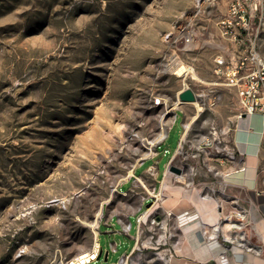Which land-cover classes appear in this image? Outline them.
I'll return each instance as SVG.
<instances>
[{
	"label": "rangeland",
	"instance_id": "374dc122",
	"mask_svg": "<svg viewBox=\"0 0 264 264\" xmlns=\"http://www.w3.org/2000/svg\"><path fill=\"white\" fill-rule=\"evenodd\" d=\"M229 2L0 0V264H67L92 249L95 230L108 264H165L177 239L176 228L161 238L157 226L166 169L196 185L208 162L218 172L229 162L239 100L210 84ZM243 2L264 58V0ZM176 57L198 78L174 74ZM184 83L203 93L198 114L175 105ZM238 129L253 167L264 116ZM103 253L83 264H105Z\"/></svg>",
	"mask_w": 264,
	"mask_h": 264
},
{
	"label": "crops",
	"instance_id": "0c3cea01",
	"mask_svg": "<svg viewBox=\"0 0 264 264\" xmlns=\"http://www.w3.org/2000/svg\"><path fill=\"white\" fill-rule=\"evenodd\" d=\"M248 116L251 115L243 116L234 123L231 148L236 153V159L232 161L227 159L229 162L226 164V169L222 168L219 172L212 162H208V168L205 167L200 174L203 177L198 178L196 185L193 184L202 194L220 203L222 217L219 219L217 230L213 227L214 223L204 220L200 214L204 211H199L196 205L186 202L183 197L161 195L162 213L166 214L161 222L159 217L156 218L159 221L157 226L164 232L161 238L168 233L167 225L177 230V236L174 235L177 238L176 243L172 242L173 244H169L166 249L168 258L165 264H220L221 255L228 258L229 264H264V201L257 200V197L264 193V170L261 166L264 129L257 132L260 137L259 145H257L258 142L255 143L256 150L251 152L255 159L253 167L247 160L248 150L235 141L239 124ZM245 130L247 136L254 134L255 131L250 127ZM206 190L207 193H205ZM166 202L169 204H165ZM149 206L150 204H147V208ZM156 207L153 204L148 210L153 211ZM235 210L245 213L242 227H233L230 233L227 230L230 237H225L224 240L219 239L218 233L224 232L220 220ZM182 212L193 214L196 219L179 225L177 216ZM131 216L133 215L127 216L128 221ZM129 225V228H132L130 222ZM229 239H232L231 245ZM236 250L242 251L240 259L236 258Z\"/></svg>",
	"mask_w": 264,
	"mask_h": 264
},
{
	"label": "built area",
	"instance_id": "2783aa9c",
	"mask_svg": "<svg viewBox=\"0 0 264 264\" xmlns=\"http://www.w3.org/2000/svg\"><path fill=\"white\" fill-rule=\"evenodd\" d=\"M217 25L223 45H221L219 54H216L213 62L212 70L216 81H212L210 84L227 87L236 93L239 100L237 119L255 113L264 116V58L259 49V24L255 28L253 27L251 16L243 0H230L227 13ZM194 34L193 30H189L182 35V39L185 43H190ZM184 73L186 76L191 75ZM182 77L185 79V76ZM187 87L190 86L186 84L180 90ZM193 91L196 101L198 97H202L203 93L195 89ZM161 102V97L153 99L155 105H159ZM182 140L181 137L177 147L181 145L180 148H182ZM234 159H236V153L231 148L228 152V160ZM182 216H177V223L180 225L184 224V221L179 219ZM188 217L190 218L191 215ZM233 218L237 219V223H234L236 220ZM222 219H225L226 223H230V228L237 227L236 225L242 227L241 223L245 219V213L241 210H235ZM220 264H229L225 255L220 256Z\"/></svg>",
	"mask_w": 264,
	"mask_h": 264
},
{
	"label": "bare ground",
	"instance_id": "6f19581e",
	"mask_svg": "<svg viewBox=\"0 0 264 264\" xmlns=\"http://www.w3.org/2000/svg\"><path fill=\"white\" fill-rule=\"evenodd\" d=\"M170 69L174 72V74H176L177 76L181 77V76H186V73H190L192 77H197L196 71L192 66L186 65L180 58L176 57V59L172 62V64L170 65ZM193 104L196 108H197V114L199 113V111L202 110V106L198 101H194V102H182L180 101L178 98L175 101V105L177 104ZM197 114L193 117V119H195V117L197 116ZM185 129L184 132L182 133L181 137L184 140L185 136H186V132L190 127V123H185L184 125ZM166 133L164 130V126L161 122V130L158 133V136L156 138V140L162 139L163 137H165ZM154 143V141L152 142ZM132 173H130L129 175H131ZM175 179H181L183 180L184 177L183 175H177L176 173H174L173 171H171L169 168L166 169L165 171V177L161 183V189H160V195L162 196H174V197H183L186 202L191 203L193 205H196L197 208L204 212H200V214L202 215V217L204 218V220H207L210 223H214V229L217 230L218 229V223H219V219L222 217V212L220 209V203L215 200V199H211L210 196L208 195H204L200 192L199 188L191 185V182L188 185H182V184H176L175 183ZM152 192V191H150ZM258 201H264V193L262 196L257 197ZM169 203H171V201H169ZM168 202H166L165 204H169ZM101 214V209L98 211V215ZM183 215L182 217H180L179 219H181V221H184L183 223L186 224L189 221H192L194 219H196V216H194L193 214H188V212H182L179 216ZM188 215H191V217L189 218ZM96 224V222H95ZM180 225V224H179ZM129 225H127L128 227ZM238 228H241L240 225H236ZM222 227V231L226 232V237H229L228 234V229L230 227V223H225ZM219 227V229L221 228ZM217 234V232H216ZM99 248V243L97 241V231L95 230V236H94V241H93V245H92V249L90 251H85L82 252L80 254H78L75 258L71 259L68 261L67 264H83V263H87L89 261H91L92 259L96 258V254ZM242 251L240 250H236V258L240 259L241 258V254ZM120 263L121 264H126V259L125 258H121L120 259Z\"/></svg>",
	"mask_w": 264,
	"mask_h": 264
},
{
	"label": "water",
	"instance_id": "95a60500",
	"mask_svg": "<svg viewBox=\"0 0 264 264\" xmlns=\"http://www.w3.org/2000/svg\"><path fill=\"white\" fill-rule=\"evenodd\" d=\"M177 98L182 102H194V101H196L195 92L190 87H187V88L180 90V92H178V94H177ZM170 170L175 171L177 173H180V171H181L179 168H177L175 166H170ZM102 252H104L103 253V260L105 261V264H108L107 263L108 251H103L101 246H99V248H98V252L96 254V258H97L96 260L98 261L101 259ZM113 264H118V263H113Z\"/></svg>",
	"mask_w": 264,
	"mask_h": 264
}]
</instances>
